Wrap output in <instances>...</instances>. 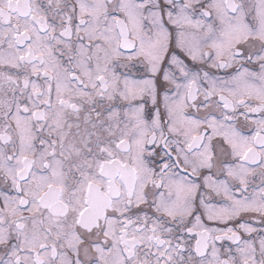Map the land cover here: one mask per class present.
Returning <instances> with one entry per match:
<instances>
[{"label":"snow or ice","instance_id":"snow-or-ice-1","mask_svg":"<svg viewBox=\"0 0 264 264\" xmlns=\"http://www.w3.org/2000/svg\"><path fill=\"white\" fill-rule=\"evenodd\" d=\"M0 264H264V0H0Z\"/></svg>","mask_w":264,"mask_h":264}]
</instances>
